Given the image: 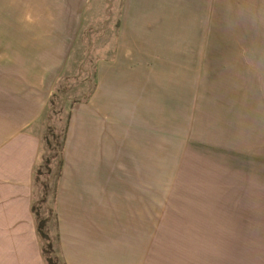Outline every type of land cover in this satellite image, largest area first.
Here are the masks:
<instances>
[{
	"label": "crops",
	"instance_id": "0c3cea01",
	"mask_svg": "<svg viewBox=\"0 0 264 264\" xmlns=\"http://www.w3.org/2000/svg\"><path fill=\"white\" fill-rule=\"evenodd\" d=\"M91 1L54 0L67 47ZM118 20L93 92L70 109L53 201L57 256L264 264V0H122ZM67 61L0 59V264H48L35 171ZM198 144L199 196L183 207L161 201V153L185 171Z\"/></svg>",
	"mask_w": 264,
	"mask_h": 264
},
{
	"label": "rangeland",
	"instance_id": "374dc122",
	"mask_svg": "<svg viewBox=\"0 0 264 264\" xmlns=\"http://www.w3.org/2000/svg\"><path fill=\"white\" fill-rule=\"evenodd\" d=\"M121 1L92 0L81 29L75 32L67 47L66 33L58 31L55 13L50 10L57 6L54 0H0V59H68L53 88L43 121V143L34 183L37 220L48 219L43 231L50 239L42 237L43 245L48 249V242H51L55 250L53 254L45 255L46 259H52L51 264H62L56 260L53 201L65 126L75 101L85 100L94 88L97 61L113 54ZM180 153L176 151L175 156ZM167 155L166 151L161 153L164 157L161 173H165L160 176L161 201L169 198L183 207V201H192L199 196L194 189L200 185L198 159L202 155V144L194 148L185 171L181 168L183 161H174L171 151L170 159Z\"/></svg>",
	"mask_w": 264,
	"mask_h": 264
},
{
	"label": "trees",
	"instance_id": "16d2710c",
	"mask_svg": "<svg viewBox=\"0 0 264 264\" xmlns=\"http://www.w3.org/2000/svg\"><path fill=\"white\" fill-rule=\"evenodd\" d=\"M119 22H120V21L118 20V21H117V24H116V27H117V28H118ZM92 92H93V89H92V91L90 92V94H88V95L86 96V99L89 98V96L91 95ZM79 101H81V100H76L75 103H76V102H79ZM51 103H52V99H51ZM69 118H70V111H69V115H68L67 123H66V126H65V131H64V135H63L62 151H63V148H64V143H65V137H66V131H67V125H68V122H69ZM61 167H62V157H61V160H60L59 171L61 170ZM34 209H35V207H34ZM47 220H48V219H44V220L38 222V223H39V224H38V228H39V232H40V234H41L42 237H44V238H49V239H50L48 233L43 231V228L46 226V222H48ZM57 239H58V237H57ZM47 248H48V249H45V248H44V253H45V255H49L50 253H52V254L54 253L55 250H54V248H53V244H52L51 242H50V243L48 242ZM55 253H56V252H55ZM56 257H57V258H56L57 262H61L60 258H59L57 255H56ZM47 262H48V264L53 263L52 259H50V258H47Z\"/></svg>",
	"mask_w": 264,
	"mask_h": 264
}]
</instances>
